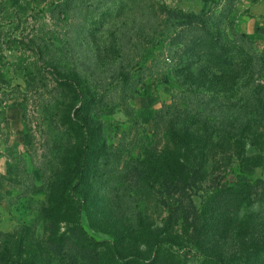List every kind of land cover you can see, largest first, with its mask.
<instances>
[{"label": "rangeland", "instance_id": "obj_1", "mask_svg": "<svg viewBox=\"0 0 264 264\" xmlns=\"http://www.w3.org/2000/svg\"><path fill=\"white\" fill-rule=\"evenodd\" d=\"M61 1L0 0V264H109L115 244H123L119 258L126 262L133 253L149 257L157 238L170 241L162 244L159 264H202L206 257L264 264V212L241 224L242 197L230 190L247 182L250 199L264 201L260 168L246 176L233 158L225 174L209 175L196 188L165 184L147 187L145 195L134 168L145 149L166 142L175 103L196 107L195 91L177 79L185 46L207 35L204 28L223 27L232 38V27L264 53V38L249 25L250 13L264 15V0H95L108 15H94L90 45L99 53L93 48L80 58L81 88L73 82L77 58L66 29L72 23L81 38L86 17L81 10L58 13ZM204 11L202 25L181 14ZM127 29L132 39L122 36ZM82 96L93 100L87 105ZM85 125L93 151L81 161ZM105 141L109 155L102 153ZM105 182L125 192L120 187L113 196ZM124 215L138 216L137 233L126 232L121 244L113 233L116 224H129Z\"/></svg>", "mask_w": 264, "mask_h": 264}, {"label": "trees", "instance_id": "obj_2", "mask_svg": "<svg viewBox=\"0 0 264 264\" xmlns=\"http://www.w3.org/2000/svg\"><path fill=\"white\" fill-rule=\"evenodd\" d=\"M95 2V0H64L59 2L55 8L58 13L81 10L86 17L85 27L81 29L84 35L81 38L73 36L72 23H68L66 29L70 54L77 58L71 62L72 73H75L73 82L77 88H81L83 84L81 73L84 69L80 58L82 56L87 58L84 52H92L93 48L96 49V53L93 54L98 56L99 53V49L90 45L95 36L94 15L99 14L102 17L108 15V10H104L102 4L98 5ZM144 14L147 15L146 12ZM181 14L185 20L190 22L196 21L201 25L205 23V11L201 14L187 12ZM219 15L226 21L225 9H222ZM204 29L207 35L200 36L196 41L185 46L183 54L185 59L180 61V68L177 69V79L184 84V89L189 92L195 91L198 97V101L194 102L196 107L187 103L186 105L175 103L171 107L174 111H171L170 119L165 121L166 142L161 146L145 149L143 159H135L134 168L138 174L136 184L140 187L139 193L142 195L148 192L147 187L150 189L165 184L170 185V188L179 185L196 188L209 175L215 180L218 176L225 174L232 166L233 158L238 159L241 171L246 176H251L257 168L264 171V80L261 79L264 76L262 73L264 53L258 51L254 39L244 30L238 33L231 27L233 36L228 38L227 29L223 27L217 33ZM109 34L107 31L108 37ZM133 35L134 32L129 29L122 33V36L128 39H132ZM58 38L64 46L66 41ZM53 44L55 41H52ZM35 47L41 51L39 44L36 43ZM188 53L191 57L186 59ZM65 67L64 65L63 69ZM260 75L261 78H259ZM141 80L140 78L139 82ZM82 99L87 105L93 100L90 96H82ZM160 116L161 114H158L154 117L157 128L164 121ZM87 127L85 125L83 147L79 149L78 154L81 161L87 160L93 151L91 142L93 133L91 134ZM247 140L254 150L251 155L247 152ZM111 149L112 147L105 141L103 155H109L113 152ZM120 187H122V192H125L123 186ZM120 187L106 185V182L103 184V188L108 189L113 196L120 190ZM248 187L249 183L241 182L230 189L242 197L237 203V218L241 224L254 220L257 210L264 212V201L261 198L251 200L249 191L246 192ZM241 190L243 191L240 193ZM64 194L66 195V190ZM125 196L126 194L122 195V198ZM64 202L67 203V201ZM213 202L212 197L208 203L211 205ZM117 216L120 217L118 214ZM124 216L131 221L129 220V224L122 227L116 224L118 231L113 233L114 238L121 244L124 242L123 235L126 232L130 236L137 233L138 216ZM159 239L151 242L152 249L149 257L144 258L141 254L133 253V259L125 258L126 262L119 258L123 244H115L111 249L113 259L109 264H159L160 255H166V252L162 251L164 247L162 244L170 243L168 240L160 241ZM167 253L169 258L171 255L172 262H174L175 256L168 250ZM245 259L235 257L232 259L235 262L233 263L223 258L206 257L202 264L207 262L244 264ZM168 262L170 264V259Z\"/></svg>", "mask_w": 264, "mask_h": 264}, {"label": "crops", "instance_id": "obj_3", "mask_svg": "<svg viewBox=\"0 0 264 264\" xmlns=\"http://www.w3.org/2000/svg\"><path fill=\"white\" fill-rule=\"evenodd\" d=\"M250 15L251 17H250L249 25H252L251 27L253 29L255 27V31H251V32H256L258 33L257 36L259 38H264V15H261L260 13H253V14L250 13Z\"/></svg>", "mask_w": 264, "mask_h": 264}]
</instances>
